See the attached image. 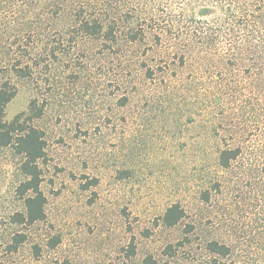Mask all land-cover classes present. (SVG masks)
<instances>
[{"label": "rangeland", "instance_id": "rangeland-1", "mask_svg": "<svg viewBox=\"0 0 264 264\" xmlns=\"http://www.w3.org/2000/svg\"><path fill=\"white\" fill-rule=\"evenodd\" d=\"M81 4L0 0V83L16 89L5 120L22 114L43 132L47 199L45 219L15 220L24 159L3 147L0 264H264L262 71L183 65L153 34H86ZM227 147L241 154L223 167ZM174 205L183 215L168 225Z\"/></svg>", "mask_w": 264, "mask_h": 264}, {"label": "trees", "instance_id": "trees-1", "mask_svg": "<svg viewBox=\"0 0 264 264\" xmlns=\"http://www.w3.org/2000/svg\"><path fill=\"white\" fill-rule=\"evenodd\" d=\"M204 6L216 8L218 15L213 20L200 18L197 10ZM75 12L77 28L97 38L110 40L126 31L131 41H136L153 34L156 47L168 55H180L183 65L192 61L209 69L212 60L220 57L231 67L249 65L251 73L264 74V0H87V9L81 4ZM149 75H154L150 69ZM232 78L235 79L233 75ZM15 94L9 82L0 83V150L13 145L23 156L21 167L26 179L18 192L26 210L17 213L15 220L32 224L46 217L47 199L40 188L39 166L45 156V139L37 127L25 125L22 114L11 122L5 120V108ZM34 106L31 103L29 110ZM41 113L39 110L35 116ZM219 154V164L228 167L241 149L227 147ZM182 215L183 210L174 205L164 220L174 225ZM210 247L214 252H227V247L218 242H212Z\"/></svg>", "mask_w": 264, "mask_h": 264}]
</instances>
